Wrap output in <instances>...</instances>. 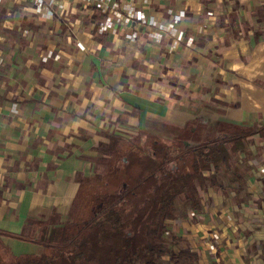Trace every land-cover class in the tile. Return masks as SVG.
Listing matches in <instances>:
<instances>
[{
	"label": "crops",
	"instance_id": "0c3cea01",
	"mask_svg": "<svg viewBox=\"0 0 264 264\" xmlns=\"http://www.w3.org/2000/svg\"><path fill=\"white\" fill-rule=\"evenodd\" d=\"M130 1L58 0L47 19L0 2V238L16 256L45 250L122 144L264 127V0H133L163 26L136 40L118 25ZM247 140L173 224L200 263L264 264V132Z\"/></svg>",
	"mask_w": 264,
	"mask_h": 264
},
{
	"label": "trees",
	"instance_id": "16d2710c",
	"mask_svg": "<svg viewBox=\"0 0 264 264\" xmlns=\"http://www.w3.org/2000/svg\"><path fill=\"white\" fill-rule=\"evenodd\" d=\"M263 132L264 127L252 130L235 125L232 130L224 127L216 135L208 137L171 135L161 141L155 140V149L147 146L120 149L112 161L109 177L103 186L91 193L93 195L87 194L86 199L93 202L99 213L96 211V215L87 217V224L79 232L64 225L44 231L38 241L45 250L40 254L15 255V264H59L65 254L74 253L89 242L87 235L83 234L84 230L111 226L119 233L122 225L119 205L125 201L124 195L149 179L154 182L149 189L160 197V201L146 231L148 240L145 253L138 258H142L144 264H159V259L165 254V221L174 217L173 206L177 198L187 195L190 203L198 207L199 188L208 185L206 171L222 167L230 169L233 155L246 150L247 138ZM133 163L141 168L138 179H133L129 171ZM176 239L177 243L184 241L181 236H176ZM125 259L129 260L127 257ZM180 259L198 264L200 256L191 247L180 245L179 253L172 254V260L177 262Z\"/></svg>",
	"mask_w": 264,
	"mask_h": 264
},
{
	"label": "rangeland",
	"instance_id": "374dc122",
	"mask_svg": "<svg viewBox=\"0 0 264 264\" xmlns=\"http://www.w3.org/2000/svg\"><path fill=\"white\" fill-rule=\"evenodd\" d=\"M5 6V5H4ZM7 16L6 8L0 7V25L2 19ZM171 135H153V136H139L137 140L133 141L131 145H124L128 147H152L155 149L154 141L170 138ZM145 141V143H143ZM124 148V149H126ZM130 172L133 179H138V172L140 166L136 163L132 164ZM110 168L106 169L107 172L103 179L95 181L88 186V195L98 191L99 187L103 186V182L108 179ZM151 179L141 183L135 187L133 191H128L124 196V202L119 205V210L122 215L121 231L119 233L113 230L111 226L104 228H95L84 230L83 234L87 235L89 242L84 247L78 249L74 253H67L62 258L59 264H144L142 258L145 253L146 241L148 240L146 231L148 225L152 221V217L156 211L160 197L155 192H152L149 187L153 185ZM100 194V192H98ZM93 195V194H91ZM119 195L116 196V199ZM83 197L76 202V208L73 215L65 220L66 227H71L76 232L82 230L87 224V217L96 215L97 209L93 206V202ZM191 203L187 195H181L177 198L173 206L174 217L165 221L167 227L164 231V255L159 259V264H197L188 262L186 259H180L175 262L172 260V254H178L180 245H184V241L177 243L176 236L179 237L177 231L174 230L173 224L176 220L186 218ZM99 213V210L96 212ZM192 213H190L191 216ZM86 220V221H85ZM82 236H80L81 238ZM25 246V245H24ZM29 245L25 246L23 251H27ZM32 248V247H31ZM37 250L34 249V252ZM42 249L37 251V254L42 253ZM29 252V251H28ZM26 253V252H23ZM128 258L129 260L127 261ZM16 256L5 245L2 238H0V264H15ZM127 262V263H126ZM198 264H206L199 263ZM213 264V263H209Z\"/></svg>",
	"mask_w": 264,
	"mask_h": 264
},
{
	"label": "built area",
	"instance_id": "2783aa9c",
	"mask_svg": "<svg viewBox=\"0 0 264 264\" xmlns=\"http://www.w3.org/2000/svg\"><path fill=\"white\" fill-rule=\"evenodd\" d=\"M2 0H0L1 2ZM36 8V12L43 18H52L57 15L56 5L58 0H28ZM95 5L100 6L103 10L108 9L111 0H86ZM128 6L125 8L124 13L117 12L118 14V25L121 30L126 31V37L130 40H136L139 38L142 28L147 30L153 36H159L161 33L162 25L155 21V18L151 16L146 18L142 10H136L134 7V1L131 0L127 2ZM90 8L80 9L79 12H90ZM174 21L179 22L185 18V13L183 11L174 14L172 17ZM80 27L84 26V22H80ZM137 27V28H136ZM132 28H135L131 30ZM81 45V43H80ZM192 215H195V212H192Z\"/></svg>",
	"mask_w": 264,
	"mask_h": 264
}]
</instances>
